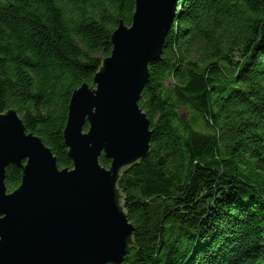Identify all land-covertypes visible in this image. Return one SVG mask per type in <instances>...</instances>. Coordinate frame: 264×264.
Wrapping results in <instances>:
<instances>
[{"label": "trees", "instance_id": "obj_1", "mask_svg": "<svg viewBox=\"0 0 264 264\" xmlns=\"http://www.w3.org/2000/svg\"><path fill=\"white\" fill-rule=\"evenodd\" d=\"M135 9L0 0V113L15 109L61 168L72 95ZM149 74L151 149L119 181L136 243L123 264H264V0H181ZM21 182L10 165L8 190Z\"/></svg>", "mask_w": 264, "mask_h": 264}, {"label": "water", "instance_id": "obj_2", "mask_svg": "<svg viewBox=\"0 0 264 264\" xmlns=\"http://www.w3.org/2000/svg\"><path fill=\"white\" fill-rule=\"evenodd\" d=\"M135 1L132 24L114 31L93 83L72 95L64 130L72 168L59 167L15 109L0 113V264H123L135 248L119 181L150 152L151 122L139 103L181 0ZM10 165L22 170L13 191Z\"/></svg>", "mask_w": 264, "mask_h": 264}]
</instances>
